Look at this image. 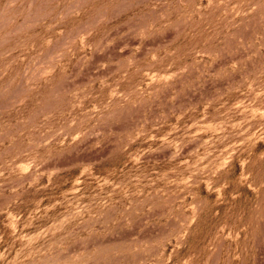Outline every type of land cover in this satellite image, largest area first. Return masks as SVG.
Segmentation results:
<instances>
[{
	"label": "rangeland",
	"instance_id": "obj_1",
	"mask_svg": "<svg viewBox=\"0 0 264 264\" xmlns=\"http://www.w3.org/2000/svg\"><path fill=\"white\" fill-rule=\"evenodd\" d=\"M0 264H264V0H0Z\"/></svg>",
	"mask_w": 264,
	"mask_h": 264
}]
</instances>
